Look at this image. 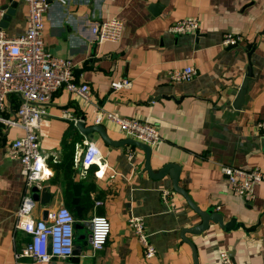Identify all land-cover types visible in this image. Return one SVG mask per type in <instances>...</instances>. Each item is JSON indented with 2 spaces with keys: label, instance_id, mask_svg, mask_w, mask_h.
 <instances>
[{
  "label": "crops",
  "instance_id": "obj_1",
  "mask_svg": "<svg viewBox=\"0 0 264 264\" xmlns=\"http://www.w3.org/2000/svg\"><path fill=\"white\" fill-rule=\"evenodd\" d=\"M8 2L0 0V21ZM27 13L26 1L2 29L9 36L22 34ZM190 16L200 19L197 33L170 32L174 22ZM112 18L124 23L121 40L96 42L92 24ZM44 21L48 50L74 62L77 80L89 84L92 100L85 102L62 89L44 104L47 113L38 134L47 162L38 189L51 197L47 203L41 197L35 200L34 216L46 218L61 205L70 208L72 186L81 183L82 216L74 210L80 255L40 263L17 260L15 253L29 242V235L15 227L25 182L20 163L11 160L7 150L23 131L0 122V264H194L193 249L180 233L202 220L174 190L169 174L151 178L142 148L108 145L97 132L88 138L64 117L65 112L76 122L84 117L90 126L96 124L99 107L156 125L161 139L152 146L153 170L176 164L181 170L179 185L200 209L214 208L224 223L235 218L243 224L226 230L210 222L201 234H188L199 264H221L223 250L236 264H264V183L255 187V198L247 200L232 190L222 171L223 166L264 169V137L256 129L264 120V0L52 1ZM227 33L242 41L224 46ZM248 44L254 46V76L243 108L235 110L232 102L247 72ZM186 66L197 70L191 81L169 79V70ZM123 80L131 85L115 90L112 84ZM21 101L19 94L10 97L4 116L16 119ZM99 124L111 139H125L112 120L104 118ZM88 139L96 141L102 156L86 168L75 159V149ZM129 147L134 151L131 159ZM164 190L171 191L168 202ZM96 215L110 220L111 232L106 246L94 253L89 222ZM133 216L145 220L157 249L153 258L144 257L142 244L128 226Z\"/></svg>",
  "mask_w": 264,
  "mask_h": 264
},
{
  "label": "built area",
  "instance_id": "obj_2",
  "mask_svg": "<svg viewBox=\"0 0 264 264\" xmlns=\"http://www.w3.org/2000/svg\"><path fill=\"white\" fill-rule=\"evenodd\" d=\"M52 1L66 4L67 0H27L28 13L26 27L22 34L9 36L0 29V122L22 129L7 150L11 160L18 161L24 177L25 191L17 211L16 229L29 235V242L16 252L17 260L29 258L33 262H50L53 258L66 260L73 255L76 247V229L78 219L66 205H61L54 211L48 212L46 218H36L34 211L37 202L33 198L32 188H42L45 176L47 158L43 154L39 141V128L46 116L44 104L49 102L59 90L73 93L85 102H91L92 90L88 83L77 80L75 64L67 57H61L49 51L45 40L44 16ZM200 28L198 17H186L174 22L169 30L172 33H197ZM124 23L118 18L96 21L91 26V32L96 42H119L122 38ZM241 36L232 33L225 34L224 46L238 45ZM197 74L194 66L168 71V77L174 82L191 81ZM127 80L114 82L115 90L129 87ZM21 95L23 101L16 110V119L4 116L7 101L13 95ZM64 117L73 120L67 112ZM104 118L115 122L125 138L156 145L160 133L156 125L142 121L139 118H126L118 114L106 112L99 107L95 118L96 124ZM256 129L264 137V120L256 124ZM101 150L93 139H88L75 149V159L84 167L98 163ZM129 159L134 157L132 147L127 150ZM232 190L239 196L253 200L255 187L264 183V169L255 167L243 169L223 166ZM163 199L168 202L170 190L162 192ZM101 204L100 201L96 205ZM90 246L92 251H101L107 244L111 222L105 216L96 215L90 222ZM129 228L136 234L143 246L144 257L149 259L156 256L157 249L146 229L145 220L133 216L128 220ZM221 264H236L233 256L227 250L220 252Z\"/></svg>",
  "mask_w": 264,
  "mask_h": 264
},
{
  "label": "water",
  "instance_id": "obj_3",
  "mask_svg": "<svg viewBox=\"0 0 264 264\" xmlns=\"http://www.w3.org/2000/svg\"><path fill=\"white\" fill-rule=\"evenodd\" d=\"M26 1L27 0H9L8 4L3 6V10H5V13L2 17V20L0 21V29L2 28L6 29L8 27L10 20L16 14V9L20 5H24ZM235 46L236 45H232V47H235ZM247 49L249 50L247 72L239 87L237 95L234 101L232 102V107L235 110H241L243 108L245 98L248 92L249 82L254 76V65L252 63V58H251L252 53L254 51V46L252 44H248ZM85 123L86 121L84 120V117H82L79 121L75 123V126L80 130V132L84 136L88 138H92L94 133L97 132L108 145H127L128 144L131 146L142 148L145 151V155H146L145 171L148 173V175L151 178L155 180H159V179L164 178L167 174H169V176L172 179V185H173L174 190L177 193L181 194L186 199V201L191 206V208L200 215L201 220H202L199 225H196L190 228H185L180 233L182 240L188 243L193 249L194 264H199L198 258H197V251H196L194 244L188 239V236H187L188 234H193V235L201 234L202 232L208 229L210 222L219 224L221 228L226 229V230H230L235 227L243 225L242 223L237 222L235 218L224 223L222 214L220 212L215 211L214 208H208L206 210L200 209L193 202L188 192L179 185L181 170H180V167L177 166L176 164H166L162 168H160L158 171H154L151 165L152 147L149 146L148 144H145L143 142H139L133 139H129V138L116 141V140L111 139L107 135L105 129L100 124H92L90 126H86ZM83 187L84 186L81 183H77V182L74 183V185L72 186L73 198L71 200V204L73 205L74 210L77 212L78 216H82L83 208L81 206V192H82ZM32 195L35 200H38L39 197H41L42 203L49 202L50 197H51V194L46 192L45 190L41 191V194H40V191L38 187L36 186L32 188ZM74 255L75 256L80 255L79 248L75 247L72 256ZM53 260H57V259L53 258Z\"/></svg>",
  "mask_w": 264,
  "mask_h": 264
},
{
  "label": "trees",
  "instance_id": "obj_4",
  "mask_svg": "<svg viewBox=\"0 0 264 264\" xmlns=\"http://www.w3.org/2000/svg\"><path fill=\"white\" fill-rule=\"evenodd\" d=\"M73 153H74V147H72L70 150H69V152H68V155H70V160L68 161V162H70L69 163V170L70 171H72V166H73V164H74V161H73ZM68 175H70V173H68L67 174V176ZM70 177V176H69ZM82 206V205H81ZM70 207V209H71V211L75 214V211H74V207H73V205H71V206H69ZM75 216H76V214H75Z\"/></svg>",
  "mask_w": 264,
  "mask_h": 264
}]
</instances>
